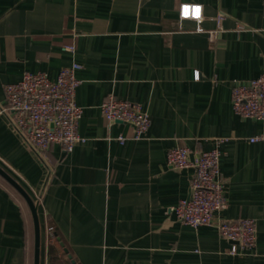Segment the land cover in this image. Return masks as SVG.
<instances>
[{
  "label": "crops",
  "instance_id": "0c3cea01",
  "mask_svg": "<svg viewBox=\"0 0 264 264\" xmlns=\"http://www.w3.org/2000/svg\"><path fill=\"white\" fill-rule=\"evenodd\" d=\"M182 2L202 4L203 18L181 19ZM75 61L86 140L39 155L1 112L5 85L27 71L56 78ZM262 73L264 0H0V166L37 203L40 264H264V141L250 140L264 119L232 103L235 82ZM110 95L150 114L143 138L103 116ZM177 146L220 148L227 207L216 217L255 219L253 250L232 254L215 225L177 219L194 174L168 164ZM0 264H35L31 207L1 174Z\"/></svg>",
  "mask_w": 264,
  "mask_h": 264
},
{
  "label": "built area",
  "instance_id": "2783aa9c",
  "mask_svg": "<svg viewBox=\"0 0 264 264\" xmlns=\"http://www.w3.org/2000/svg\"><path fill=\"white\" fill-rule=\"evenodd\" d=\"M181 19L203 18L202 4L182 2L179 6ZM223 14L218 15V21ZM198 31H204L202 26ZM210 41L215 42V31H210ZM64 50L75 52V44H65ZM79 62L64 66L56 78L44 71H27L23 77L5 85L7 105L1 108L14 130L27 146L43 155L52 145L58 144L65 152L86 140L79 133V122L83 108L77 103V90L81 80L77 71ZM200 74L197 72V78ZM232 103L236 113L243 117L264 119V73L249 81H237L232 89ZM103 116L109 121H121L134 127L135 139H141L151 125L150 114L142 104L108 96L102 104ZM128 137L119 136L124 143ZM264 141V134L250 138ZM222 151L219 147L194 152L187 146L171 148L167 154L170 166L183 169L194 168L189 195L174 207L177 219L199 227L215 225L220 234L231 240L232 254H243L253 250L257 242V226L253 218L223 219L216 213L227 207L226 183L221 171ZM49 240H55L53 226L48 227Z\"/></svg>",
  "mask_w": 264,
  "mask_h": 264
},
{
  "label": "water",
  "instance_id": "95a60500",
  "mask_svg": "<svg viewBox=\"0 0 264 264\" xmlns=\"http://www.w3.org/2000/svg\"><path fill=\"white\" fill-rule=\"evenodd\" d=\"M0 174L5 177L28 201L33 217H34V224H35V264H40V253H41V225L39 220L38 214V206L37 203L33 200V198L29 195V193L23 188V186L17 182L9 173H7L1 166H0ZM67 252L68 250L65 249Z\"/></svg>",
  "mask_w": 264,
  "mask_h": 264
},
{
  "label": "trees",
  "instance_id": "16d2710c",
  "mask_svg": "<svg viewBox=\"0 0 264 264\" xmlns=\"http://www.w3.org/2000/svg\"><path fill=\"white\" fill-rule=\"evenodd\" d=\"M50 251H51L52 254L54 253V247L52 245L50 246ZM56 257L57 256L55 254H53V260H57Z\"/></svg>",
  "mask_w": 264,
  "mask_h": 264
}]
</instances>
